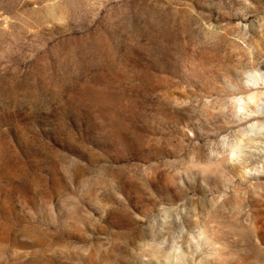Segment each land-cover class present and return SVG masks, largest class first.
<instances>
[{"label": "rangeland", "instance_id": "1", "mask_svg": "<svg viewBox=\"0 0 264 264\" xmlns=\"http://www.w3.org/2000/svg\"><path fill=\"white\" fill-rule=\"evenodd\" d=\"M0 264H264V0H0Z\"/></svg>", "mask_w": 264, "mask_h": 264}]
</instances>
